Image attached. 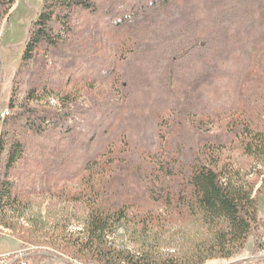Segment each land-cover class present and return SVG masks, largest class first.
Listing matches in <instances>:
<instances>
[{"label": "rangeland", "instance_id": "374dc122", "mask_svg": "<svg viewBox=\"0 0 264 264\" xmlns=\"http://www.w3.org/2000/svg\"><path fill=\"white\" fill-rule=\"evenodd\" d=\"M95 1L98 13L75 18L77 32L62 58L48 56L41 66L24 67L21 58L43 0H17L2 22L0 139L7 128L1 113H17L11 101L23 102L30 85L41 82L53 93L44 91L30 107L63 110L65 98L74 132L25 138L27 151L13 170L24 205L19 218L11 215L12 228L0 227V257L97 264L59 247L82 232L89 201H102L130 211L129 225L110 239L116 247L152 257L178 250L195 264L192 252L205 232L154 202L149 190L162 189L168 165L184 172L211 155L233 181L252 184L259 222L239 255L205 264H264V173L240 148L239 133L240 122L264 129V0H170L124 15L122 0ZM149 212L158 217L152 229Z\"/></svg>", "mask_w": 264, "mask_h": 264}, {"label": "trees", "instance_id": "16d2710c", "mask_svg": "<svg viewBox=\"0 0 264 264\" xmlns=\"http://www.w3.org/2000/svg\"><path fill=\"white\" fill-rule=\"evenodd\" d=\"M16 2L17 0H0V30L3 20L11 18L10 11ZM168 2L170 0H122L119 9L123 15L128 10L134 14L146 13L150 9L163 7ZM98 10L99 5L95 0H43L28 28L21 58L24 67L31 62L41 66L44 62L47 63L45 60L48 56L55 60L62 58L59 52L77 32L74 25L77 15L82 12L96 14ZM33 72L31 71V77L37 80ZM41 83L30 85L23 102L14 103L12 100L10 107L19 110L3 119L7 127L2 131L0 139V227L3 228H12L11 215H18L19 218L24 205L16 192L13 170L25 156L27 137H49L55 133L70 136L74 132L68 123L70 111H66L70 102L65 98L60 100L63 110L30 107L32 101L42 100L44 91L49 95L53 93L48 88V83ZM240 124L239 133L243 136L240 148L261 165L260 174H263L264 129H255L247 122ZM100 157L105 159L104 156H98ZM105 164L103 160L96 164L102 169L100 175H106L102 167ZM218 165V160L211 155L191 161L184 172L168 165L161 182L162 189L159 192L149 190L150 199L158 203L163 201L171 213L175 211L181 217L190 219L192 223L199 225L198 229L205 232L192 252L196 256L195 264H205L212 258L230 259L239 255L259 222L258 199L253 196L252 184L233 181L231 171L226 167L219 168ZM179 175H182L180 181L177 179ZM101 202L89 201V213L82 232L76 237L73 234L67 235L65 243L59 247L65 255L82 263L187 264V256H182L178 250H173L171 255L152 257L144 252L135 253L116 247L110 239L119 227L129 225L130 211L123 203L109 207ZM146 217L149 226L152 225L150 228H154L158 217L152 212Z\"/></svg>", "mask_w": 264, "mask_h": 264}, {"label": "built area", "instance_id": "2783aa9c", "mask_svg": "<svg viewBox=\"0 0 264 264\" xmlns=\"http://www.w3.org/2000/svg\"><path fill=\"white\" fill-rule=\"evenodd\" d=\"M11 114L10 111H3L1 117ZM0 264H28L27 259L22 255H5L0 257Z\"/></svg>", "mask_w": 264, "mask_h": 264}, {"label": "bare ground", "instance_id": "6f19581e", "mask_svg": "<svg viewBox=\"0 0 264 264\" xmlns=\"http://www.w3.org/2000/svg\"><path fill=\"white\" fill-rule=\"evenodd\" d=\"M7 116H9V114H6V116H4L3 119L6 118Z\"/></svg>", "mask_w": 264, "mask_h": 264}]
</instances>
